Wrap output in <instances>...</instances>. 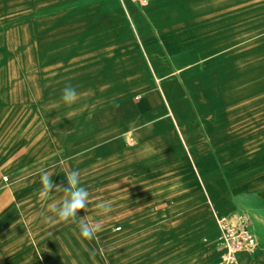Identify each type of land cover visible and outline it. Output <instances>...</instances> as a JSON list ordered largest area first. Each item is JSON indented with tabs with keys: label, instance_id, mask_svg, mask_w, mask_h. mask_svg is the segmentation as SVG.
I'll list each match as a JSON object with an SVG mask.
<instances>
[{
	"label": "crops",
	"instance_id": "1",
	"mask_svg": "<svg viewBox=\"0 0 264 264\" xmlns=\"http://www.w3.org/2000/svg\"><path fill=\"white\" fill-rule=\"evenodd\" d=\"M52 5L45 21L0 0V264H113L112 249L116 264H220L216 219L234 214L256 248L232 264H264V222L237 205L264 200L250 155L264 152V0ZM28 52H49L36 87ZM42 170L64 187L80 172L96 239L45 219L65 194L40 197Z\"/></svg>",
	"mask_w": 264,
	"mask_h": 264
},
{
	"label": "clouds",
	"instance_id": "2",
	"mask_svg": "<svg viewBox=\"0 0 264 264\" xmlns=\"http://www.w3.org/2000/svg\"><path fill=\"white\" fill-rule=\"evenodd\" d=\"M79 98V93L76 88L71 84H66L62 89L61 99L66 105L75 103ZM117 108L119 104L115 105ZM53 173L42 170L40 175L41 188L39 195L41 198L48 199L52 195L50 194L53 189L56 193H64L61 203L53 204L51 211L54 213V217H46L45 219L52 224L64 222L75 223L79 229L81 237L85 240L96 239V233L100 231L101 226L97 224H90L87 221L86 216H78L80 210H88L89 205V192L87 188L81 186L80 172L78 170H71L66 175L67 186L64 187L60 184H54L51 177ZM146 190V189H145ZM97 208L107 214L111 211V203L108 201H102L97 204Z\"/></svg>",
	"mask_w": 264,
	"mask_h": 264
},
{
	"label": "rangeland",
	"instance_id": "3",
	"mask_svg": "<svg viewBox=\"0 0 264 264\" xmlns=\"http://www.w3.org/2000/svg\"><path fill=\"white\" fill-rule=\"evenodd\" d=\"M13 3V12L16 13L15 15L20 16H27L30 19H37L38 17L44 18L45 21H50L48 18L52 17L55 12L59 11L57 8H54L52 5V0H8ZM48 54L49 52H28L29 55V76H30V87L31 85L33 87H36V59L37 54ZM46 86L49 85L48 82H50L49 78L46 76L45 78ZM35 93V88L33 89ZM256 124V122H253ZM230 122L228 120H222L220 121V127L227 130L228 125ZM264 133V122H263V128L261 129ZM244 139V138H241ZM247 139V138H246ZM252 140H258L255 136L250 138ZM264 141V137H263ZM255 144V143H254ZM250 154V153H248ZM253 159H255L256 162H260L264 164V152L262 153H255L252 152L250 154ZM260 187V186H259ZM264 190V186H261ZM238 206L244 207L251 216H259L260 219L264 222V200H251V201H244L240 200L237 201ZM249 223V220H248ZM117 251L116 249L109 250L108 256H111V262L113 264L117 263ZM101 250L94 249V255L100 256ZM122 252V250H121Z\"/></svg>",
	"mask_w": 264,
	"mask_h": 264
},
{
	"label": "built area",
	"instance_id": "4",
	"mask_svg": "<svg viewBox=\"0 0 264 264\" xmlns=\"http://www.w3.org/2000/svg\"><path fill=\"white\" fill-rule=\"evenodd\" d=\"M218 244L221 248L220 264H232L240 251L252 253L256 248V236L248 228L243 214L218 216Z\"/></svg>",
	"mask_w": 264,
	"mask_h": 264
}]
</instances>
